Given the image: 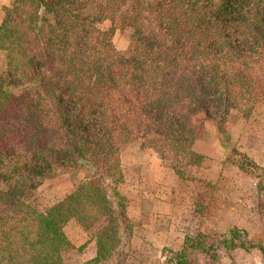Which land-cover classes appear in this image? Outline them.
<instances>
[{
    "label": "trees",
    "instance_id": "obj_1",
    "mask_svg": "<svg viewBox=\"0 0 264 264\" xmlns=\"http://www.w3.org/2000/svg\"><path fill=\"white\" fill-rule=\"evenodd\" d=\"M2 10L0 264H63L70 220L92 234L90 264H125L121 148L141 139L185 179L202 163L192 145L206 117L229 142L230 113L247 117L264 100V0H10ZM116 22L131 30L123 52ZM231 155L264 191V167ZM59 172L82 179L36 210L26 194ZM219 244L254 247L238 228L221 242L186 235L169 263L216 261Z\"/></svg>",
    "mask_w": 264,
    "mask_h": 264
},
{
    "label": "rangeland",
    "instance_id": "obj_2",
    "mask_svg": "<svg viewBox=\"0 0 264 264\" xmlns=\"http://www.w3.org/2000/svg\"><path fill=\"white\" fill-rule=\"evenodd\" d=\"M9 1L0 0V23L2 9ZM113 27V44L117 50L126 51L131 30L119 22ZM102 28L108 30L112 25L105 21ZM4 69L0 52V73ZM226 130L229 142L223 145L215 123L207 117L203 120L202 136L192 145L203 160L199 167L183 168L185 179H179L155 150L142 145L141 139L121 148L123 179L118 190L126 200L133 225L125 264H170L186 235L202 234L221 242L232 228L245 230L254 247L244 250L219 244L216 261L202 264H264V191L258 193L257 177L239 170L231 155L232 147L254 161V154L264 155V100L247 117L232 111ZM81 179V174L74 177L60 172L46 176L26 194V201L38 211L46 210ZM261 185L264 188V176ZM64 232L69 246L62 253L63 264H90L95 255L92 234L73 220L64 226ZM102 264L123 263L115 257Z\"/></svg>",
    "mask_w": 264,
    "mask_h": 264
},
{
    "label": "crops",
    "instance_id": "obj_3",
    "mask_svg": "<svg viewBox=\"0 0 264 264\" xmlns=\"http://www.w3.org/2000/svg\"><path fill=\"white\" fill-rule=\"evenodd\" d=\"M253 156L257 163L261 164L262 166L264 165V155L263 154H261L260 156L257 154H254Z\"/></svg>",
    "mask_w": 264,
    "mask_h": 264
}]
</instances>
